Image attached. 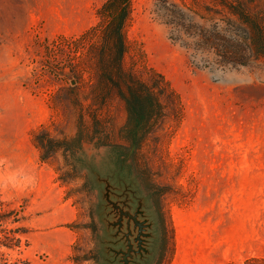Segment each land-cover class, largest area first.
I'll use <instances>...</instances> for the list:
<instances>
[{
	"label": "rangeland",
	"instance_id": "obj_1",
	"mask_svg": "<svg viewBox=\"0 0 264 264\" xmlns=\"http://www.w3.org/2000/svg\"><path fill=\"white\" fill-rule=\"evenodd\" d=\"M104 1L0 0V193L27 228L19 249L1 251L30 264H93L97 253L101 264H155L165 217L173 237L162 264H170L175 225L221 211L235 249L247 251L229 264H264V0H132L125 65L163 75L180 116L132 155L122 102L94 105L101 123L87 117L93 137L84 178L59 179L61 155L39 160L31 141L39 125L76 131L74 117L62 115L65 106L76 109L71 99L54 94L76 84L88 92L86 54L100 29L83 35L98 24ZM102 142L124 146L121 170Z\"/></svg>",
	"mask_w": 264,
	"mask_h": 264
},
{
	"label": "trees",
	"instance_id": "obj_2",
	"mask_svg": "<svg viewBox=\"0 0 264 264\" xmlns=\"http://www.w3.org/2000/svg\"><path fill=\"white\" fill-rule=\"evenodd\" d=\"M241 2V3H240ZM242 5V1L239 0ZM132 0H105L97 9L99 22L95 27L86 31L83 37L92 35L98 29L97 41L89 47L87 55L88 69L90 71V88L84 92L78 84L61 88L54 96L55 98L71 99L75 110L67 111L65 106L62 115L66 118L74 117L76 131L73 134L66 132L65 128L57 129L54 122L41 124L31 132V141L38 151L41 162H50L58 155L63 157L62 165L56 166L55 171L59 179L67 183V180L81 178L89 169V160L85 150V142L91 141L93 135L90 134L87 117L91 118L94 126L101 122L98 114L92 108L94 105L104 106L112 100H119L124 106L126 120L122 127V138L128 145L127 154H135L142 146L148 136L161 128L166 121L180 116L182 107L176 91L165 80L163 75L153 69H147L148 75L145 77L142 71L135 70L132 66L125 65V53L127 50L125 28L131 19ZM261 40L264 42V31L260 28ZM244 39L247 47L254 45V39L249 30H245ZM264 53V52H263ZM264 57V54H261ZM242 63V60H240ZM72 73L76 74V66L72 67ZM65 93V96H63ZM90 99L88 105H84V100ZM54 129V130H53ZM54 131V132H53ZM106 132L104 139H108ZM112 148L116 159L113 162L116 169L124 166L125 159L118 158L117 148L124 146L117 144H98ZM131 155V156H132ZM84 178V177H83ZM145 198L150 201L151 195L145 192ZM150 198V199H149ZM161 200L158 198V209ZM162 227L160 235V253L155 264H162L164 252L167 246V237H173V227L167 222L165 217L161 218ZM23 217L19 210L8 208L0 193V264H30L23 257L9 258L1 251L5 249H19L22 237L26 235L27 228L21 222ZM12 225V226H11ZM98 232V229H97ZM96 232V233H97ZM171 246H173V241ZM143 255H147L146 253ZM99 254L92 257L93 264H101ZM77 261L78 259L75 258ZM75 260V261H76ZM86 260V259H84ZM254 259H247L242 264H252ZM264 262V260H261ZM135 264H146L139 262ZM237 264V263H232Z\"/></svg>",
	"mask_w": 264,
	"mask_h": 264
},
{
	"label": "crops",
	"instance_id": "obj_3",
	"mask_svg": "<svg viewBox=\"0 0 264 264\" xmlns=\"http://www.w3.org/2000/svg\"><path fill=\"white\" fill-rule=\"evenodd\" d=\"M184 224L175 225V249L170 264H229L246 255L235 249L232 232L228 233L224 213L213 211L208 220L188 214ZM176 224V221H175Z\"/></svg>",
	"mask_w": 264,
	"mask_h": 264
}]
</instances>
